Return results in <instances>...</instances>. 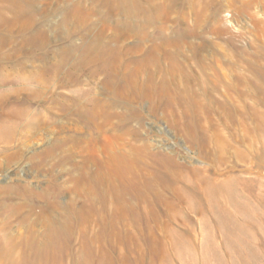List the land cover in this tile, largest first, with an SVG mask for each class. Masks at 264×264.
<instances>
[{"label": "rangeland", "instance_id": "rangeland-1", "mask_svg": "<svg viewBox=\"0 0 264 264\" xmlns=\"http://www.w3.org/2000/svg\"><path fill=\"white\" fill-rule=\"evenodd\" d=\"M0 264H264V0H0Z\"/></svg>", "mask_w": 264, "mask_h": 264}]
</instances>
